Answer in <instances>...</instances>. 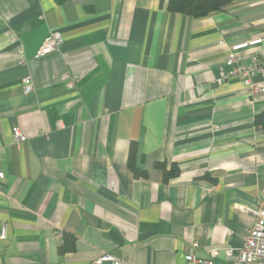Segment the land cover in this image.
<instances>
[{
	"label": "crops",
	"instance_id": "1",
	"mask_svg": "<svg viewBox=\"0 0 264 264\" xmlns=\"http://www.w3.org/2000/svg\"><path fill=\"white\" fill-rule=\"evenodd\" d=\"M51 30L62 42L37 57ZM256 37L234 66L261 55L264 0L201 17L168 0H0V264H186L210 248L224 262L264 203V92L222 76Z\"/></svg>",
	"mask_w": 264,
	"mask_h": 264
},
{
	"label": "built area",
	"instance_id": "2",
	"mask_svg": "<svg viewBox=\"0 0 264 264\" xmlns=\"http://www.w3.org/2000/svg\"><path fill=\"white\" fill-rule=\"evenodd\" d=\"M263 38L256 37L248 40H243L232 44L229 47V51L226 57V63L231 66L228 72H222V76L238 75L242 78L244 85L247 87L250 93L264 92V85L255 82L251 79L254 72H259L264 79V48L260 50V56L252 54L250 62H241L237 65H233L234 62L239 60V51L253 46L261 44ZM62 42L61 33L57 30H51L44 38L40 47L37 50L36 56L41 57L51 53ZM72 82H69L71 84ZM24 93L31 92L33 90V83L30 76H26L22 80ZM23 138V135L16 130L14 132V141L18 142ZM4 176V172L0 169V179ZM254 215L253 223L247 230L241 246L233 250L227 248L225 250V261L221 264H250L255 261H264V203L262 206L255 210H252ZM5 237V229L2 228L0 232V238ZM193 247L197 246V242H193ZM218 256L217 248H210L206 256H196L195 254L188 252L185 255L186 264H216L215 259ZM103 260H111L113 264H119L120 261L111 254L104 253L98 259L97 262Z\"/></svg>",
	"mask_w": 264,
	"mask_h": 264
},
{
	"label": "trees",
	"instance_id": "3",
	"mask_svg": "<svg viewBox=\"0 0 264 264\" xmlns=\"http://www.w3.org/2000/svg\"><path fill=\"white\" fill-rule=\"evenodd\" d=\"M230 0H168V8L173 11L182 12L193 17H201L212 11L222 9ZM254 123L263 130L264 135V110L255 114ZM157 165L165 170L164 176L168 177L179 172L176 165L172 164L168 170L163 164Z\"/></svg>",
	"mask_w": 264,
	"mask_h": 264
}]
</instances>
